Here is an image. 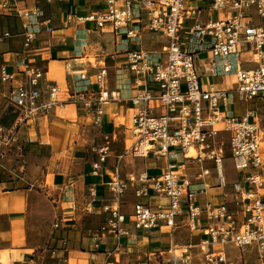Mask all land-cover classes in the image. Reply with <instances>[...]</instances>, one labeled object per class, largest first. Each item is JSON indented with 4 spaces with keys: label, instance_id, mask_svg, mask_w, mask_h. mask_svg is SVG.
Here are the masks:
<instances>
[{
    "label": "built area",
    "instance_id": "2783aa9c",
    "mask_svg": "<svg viewBox=\"0 0 264 264\" xmlns=\"http://www.w3.org/2000/svg\"><path fill=\"white\" fill-rule=\"evenodd\" d=\"M30 14L36 16L38 11ZM69 15L80 24L91 23L95 31L111 33L126 56L119 62L118 52L104 56L92 66L93 75L88 67L74 72L77 80L72 88L48 80L46 71L35 64L23 63L20 72L3 64L0 79L12 85L17 123L33 124L56 106L82 108L100 133L90 147L91 173L100 175L114 155L117 139L106 107L126 99L132 144L117 156L116 176L106 184L112 203L104 205L102 212L108 214L109 229L118 237L129 232L121 205L130 182L136 230L199 233L197 242L173 244L167 260L160 255V261L156 256L140 264H195L198 258L203 264H231L230 246L255 249L264 257V0H100L96 8L72 9ZM54 30L46 25L43 32ZM41 32L28 23L24 46L33 48ZM10 36L6 32L0 41ZM153 36L160 37L161 45L147 48L146 37ZM198 56L209 76L234 74L232 87L205 85L196 64ZM110 60L116 64L118 86L114 88L109 85ZM18 73L22 78L14 84ZM82 81L86 84L78 86ZM125 86L134 91L124 94ZM237 101L247 105L246 111L225 114L224 107L235 109ZM222 132L230 136V157L245 174L243 180L227 182V157L219 143ZM7 139L0 129V144H8ZM173 150H181L182 155ZM127 155L158 165L164 161L165 169L124 180L119 165ZM212 181L222 188L231 186V192L222 202L201 204L199 195L206 194ZM89 192L95 197L96 187ZM153 197L168 202L153 204ZM186 223L192 224L191 229Z\"/></svg>",
    "mask_w": 264,
    "mask_h": 264
},
{
    "label": "crops",
    "instance_id": "0c3cea01",
    "mask_svg": "<svg viewBox=\"0 0 264 264\" xmlns=\"http://www.w3.org/2000/svg\"><path fill=\"white\" fill-rule=\"evenodd\" d=\"M3 2L0 3V36L6 32H10L11 36L0 41V67L3 64H8L11 70L20 72L23 63L29 62L44 69L48 80L72 88L77 80V75H73L74 72L88 67L90 74L93 75L92 66L99 64L104 56L118 52L115 58L118 62L126 56L125 53H121L123 49H120L111 33L95 31L91 23L80 24L69 15L72 9L85 12L96 8L100 0H3ZM34 10L38 11L36 16L30 14ZM28 23L37 25V28L42 30L33 48L24 46ZM46 25H52L55 30L52 33L43 32ZM148 40L149 37H146L145 41ZM145 46L147 48L159 47L153 45L152 42ZM200 58L202 57L198 56L196 63L205 85L232 87L231 76H209L206 74L203 67L205 61ZM115 65V62L109 61V67H111L109 85L113 88L118 86ZM21 78L22 74L18 73L17 81L14 84ZM85 84L86 82L82 81L77 85L84 86ZM122 91L124 94H129L134 90L125 86L122 87ZM11 95L12 85L3 83L0 79V97L7 98L11 102ZM10 104L14 106L12 102ZM246 109L245 103L237 101L235 109L232 106H225L224 113L229 114L235 111L240 114ZM106 110L110 124L114 125L112 129L117 135V139L114 144V155L106 167L101 170L100 175L91 173L93 156L90 152V147L100 136V133L92 128V119L77 105L56 106L47 115L38 118L35 123L23 124L28 127L37 126L41 120L50 116V121L56 122V124L51 125L49 129L48 141L35 143L36 141L31 140V143L19 139L21 128L14 132L13 124L0 126V129L7 131L8 134L12 133L13 137L6 155L0 159V201L4 198L8 200L6 210L0 212V264H23L24 262L50 264L53 261L56 264L62 254L58 252L57 247L61 246L63 239H67L68 243L71 242L69 239H83L81 244L84 245L86 242L90 243V239H97V236L93 235L85 237L84 232L97 231V233L103 234L98 228L83 230V227L78 226L75 221L70 224L67 216L74 212L79 213L82 217L99 214L107 219L108 214L102 212V208L112 201L107 199L110 193L106 184L116 176L117 156L131 146L126 141L128 136L131 138L128 131L131 109L126 99L123 98L107 105ZM62 121L73 129L68 128ZM74 128L77 130V134ZM84 132L89 135V139L86 145L87 149L81 155L75 151L80 145L78 137ZM68 137L69 139H67ZM74 147L76 148L74 149ZM22 148L24 150L27 148V150L22 152ZM118 150L120 154L117 153ZM63 151L69 152L71 155H66L65 163H60L61 166L65 165L64 168L59 169L54 176L56 186L60 189H51L47 183L48 166L51 160H54V156L62 154ZM191 165L190 162L189 167ZM164 169L165 162L158 165L154 160L127 155L120 162L119 175L122 179L129 180L132 173L137 176L143 172L159 173ZM244 176L245 174L240 171L236 179L227 178V182L243 180ZM128 183L129 189L122 198L121 210L128 217L125 227L129 229V232L120 237L118 235L105 237L94 234L99 235L100 242L97 246L103 251L85 252V254L95 255L94 260L100 259L105 264H118V261L126 264L129 258L135 257L133 252L142 247L140 242L148 239V244L155 250L143 254L145 256L143 261L149 258L155 260L159 254L167 260L169 249L173 244L183 246L199 241V233H191L187 229H185L186 239L178 238L184 229L178 230L175 235H165L159 230L149 233L136 230L133 221L128 216L130 214L133 216L134 208L129 207V203L133 204V199L135 200L133 187L130 182ZM91 186L96 187L97 195L95 197L90 195ZM226 192H231V186L222 188L217 185L216 181H212L206 194L199 195V200L201 204L208 201L222 202L226 199ZM262 194L264 195V189ZM159 202L167 203L168 201L166 198H152L153 204ZM56 220H59L58 228L54 224ZM158 237L170 240L171 246L164 249L159 244L157 245L154 239ZM146 245L147 243H144L143 246ZM114 247L116 251L107 256L106 252ZM123 248H128L130 251L123 252ZM38 249L45 250L37 253ZM78 254L77 249L70 248L66 255L68 264H74L73 261L77 259ZM94 263L96 262L94 261Z\"/></svg>",
    "mask_w": 264,
    "mask_h": 264
},
{
    "label": "rangeland",
    "instance_id": "374dc122",
    "mask_svg": "<svg viewBox=\"0 0 264 264\" xmlns=\"http://www.w3.org/2000/svg\"><path fill=\"white\" fill-rule=\"evenodd\" d=\"M151 42H155V44L153 43V45L159 46L161 45L160 42V37L158 36H153L152 39L150 38L148 41H145V45H149L151 44ZM202 60V58H200ZM197 62V61H196ZM197 64V63H196ZM231 78L230 80L232 81V83L235 81V75H230ZM10 100H8L7 98L4 97H0V126H11V124H13V128H14V132L15 130H20V138L22 140H26L28 142H31V140L36 141L37 142H43V141H48V136H49V129L51 127V125H55V123H52L51 117L49 116L48 118H44L43 120L40 121L39 125L37 126H32V127H28L26 125H23L21 123H17V119L16 117L19 115V111L12 105L10 104ZM53 114V113H52ZM14 121H16L14 123ZM64 125H67L68 128L73 129V127H71L70 125H68L66 122L62 121ZM22 125V126H21ZM75 129V128H74ZM75 133L77 134V130H74ZM84 131V130H83ZM3 135L8 136V144H6V142H3L0 144V159L6 155V152L8 150V147L10 146V143L13 141V137H12V133L8 134L7 131L2 130ZM82 134V133H81ZM80 134V135H81ZM89 135L87 133H83L80 137H78V140H80V145L78 147V150H76L75 152L82 155V153H84V150L87 149V141L89 139L88 137ZM75 137V136H74ZM92 137V135H91ZM69 139V137L67 138ZM72 139V138H70ZM75 139V138H74ZM12 140V141H11ZM2 141V140H1ZM127 144L131 145L132 143V139L128 136L127 138ZM219 143H221L224 147V152L226 153V159L224 161V167H225V172L227 175L228 179H236L238 176V173L240 172L239 170L236 169L235 167V163L233 161V159L230 157V153H229V143H230V136L227 132H222L221 136L219 138ZM32 143V142H31ZM34 144V143H33ZM74 146V145H73ZM69 148V147H68ZM76 147H74L75 149ZM22 152H25L27 150V148L24 150V148H22ZM176 151L178 153L179 156L182 155V151L181 150H173ZM118 154H120V151L118 150L117 152ZM67 156H70L71 153L63 151L62 154H56L54 156V160H51L49 166H48V179H47V183L50 186L51 189H60L59 187L56 186V181H55V174H57V171H59V169L64 168V164L61 166L60 163L63 162L65 163V158ZM56 158V159H55ZM164 162V161H163ZM194 172L197 171L196 169L193 170ZM131 178L135 177V174L132 173ZM45 200H47V198L43 197ZM133 204L129 203V207H133L134 208V204H135V200L133 199ZM57 216V215H56ZM129 218L132 219V214L128 215ZM68 219V223L72 224L73 221H75V223L78 226L83 227V230H91V228H98L100 231L103 232V234L97 233V231H86L84 232V236L88 238V235H93L94 234H99V235H104L105 237L107 236H115V232L114 231H110L107 232L106 230H109V226L107 224V219L99 214H93L92 216H88V217H82L80 216V214H76L74 212H71L70 214H68L67 216ZM61 220V218H60ZM57 222H59V220H56L54 222L55 227ZM22 226L24 227V225L22 224ZM192 224L191 223H186V227L189 229H191ZM57 228V227H56ZM184 231V232H182ZM181 234L178 235V238H182V239H186V230H182ZM193 233H198V231L193 232ZM99 235H96L95 237L97 239H90V243L86 244H81L83 239H69L71 240L70 243H68L67 239H63L61 246L57 247L58 252L62 253L61 254V258L57 259V263L56 264H68L69 262L66 261V255L68 253V250L70 248H73L74 250L77 249V252L79 253L77 256V259L74 262V264H105L104 261H101L100 259H96L94 260V256L95 255H87L85 254V252L87 253H93L96 251H103L102 248H99L97 246V244L100 242L99 239ZM116 237V236H115ZM155 242L157 243V245L159 244L162 248L164 249H168V247L171 246L170 240L168 241L167 239H163L158 237L157 239H154ZM144 243H147L146 246H143ZM155 243V244H156ZM140 245L142 247H140V250L133 252L135 254V257H131L128 259L126 264H139L144 262V258L145 256H143V254L145 255L147 252L149 251H154L155 248H152L150 246V244H148V239L142 240L140 242ZM115 246H118V244H115ZM92 248V249H89ZM115 248V247H114ZM110 248V252L107 251V256L113 252L116 251V248ZM101 249V250H100ZM45 249H38L36 252H43ZM123 252L126 251H130L128 248H123L122 250ZM83 252V253H81ZM103 253V252H101ZM167 255V254H166ZM170 255V253L168 254ZM228 255H229V260L231 262V264H263L264 263V257H261L259 255V253L254 249H247V250H239L237 247L235 246H230L228 247ZM264 256V255H263ZM157 258V257H156ZM158 260L160 261V254L158 255ZM94 261L96 263H94ZM142 261V262H140ZM147 261V260H146ZM139 262V263H137ZM124 262H119L118 264H123ZM22 264V263H19ZM23 264H28L27 262H24ZM50 264H54V261L51 262ZM111 264V263H109ZM195 264H203L202 260H200V258L196 259Z\"/></svg>",
    "mask_w": 264,
    "mask_h": 264
},
{
    "label": "bare ground",
    "instance_id": "6f19581e",
    "mask_svg": "<svg viewBox=\"0 0 264 264\" xmlns=\"http://www.w3.org/2000/svg\"><path fill=\"white\" fill-rule=\"evenodd\" d=\"M195 154H196L195 149H191L190 150V155L194 156ZM7 206H8V200H7V198H4L2 201H0V212L6 210ZM132 241H133V239H132Z\"/></svg>",
    "mask_w": 264,
    "mask_h": 264
}]
</instances>
